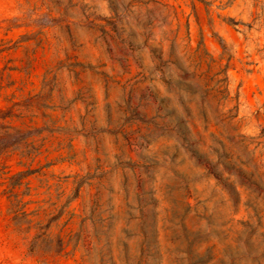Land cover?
Listing matches in <instances>:
<instances>
[{
    "label": "rangeland",
    "instance_id": "374dc122",
    "mask_svg": "<svg viewBox=\"0 0 264 264\" xmlns=\"http://www.w3.org/2000/svg\"><path fill=\"white\" fill-rule=\"evenodd\" d=\"M0 264H264V0H0Z\"/></svg>",
    "mask_w": 264,
    "mask_h": 264
},
{
    "label": "trees",
    "instance_id": "16d2710c",
    "mask_svg": "<svg viewBox=\"0 0 264 264\" xmlns=\"http://www.w3.org/2000/svg\"><path fill=\"white\" fill-rule=\"evenodd\" d=\"M234 24H238L240 23V21H232Z\"/></svg>",
    "mask_w": 264,
    "mask_h": 264
}]
</instances>
